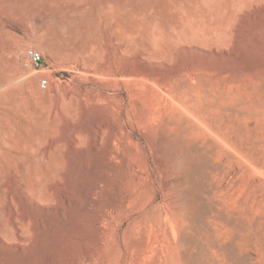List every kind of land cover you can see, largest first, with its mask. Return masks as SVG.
<instances>
[{"label":"rangeland","instance_id":"rangeland-1","mask_svg":"<svg viewBox=\"0 0 264 264\" xmlns=\"http://www.w3.org/2000/svg\"><path fill=\"white\" fill-rule=\"evenodd\" d=\"M27 47L42 53L41 68ZM125 68L145 70L138 92ZM179 116L189 130L178 140ZM98 119V146L87 137L71 149L73 125L84 132ZM51 141L58 147L40 154ZM21 158L42 163L18 174ZM60 158L90 165L100 185L90 235L63 247L48 232L34 239L37 211L54 205L29 194L46 188L43 163ZM68 213L83 234L81 214ZM144 224L148 247L137 244ZM0 264H264V0H0Z\"/></svg>","mask_w":264,"mask_h":264},{"label":"bare ground","instance_id":"bare-ground-1","mask_svg":"<svg viewBox=\"0 0 264 264\" xmlns=\"http://www.w3.org/2000/svg\"><path fill=\"white\" fill-rule=\"evenodd\" d=\"M83 45V43L80 45V46H82ZM145 56V55H144ZM101 61V60H100ZM146 61V60H145ZM102 62V61H101ZM126 62V61H125ZM92 63V62H91ZM105 63L106 62H104V65H105ZM110 63H112V62H110ZM143 63V62H142ZM99 64H101V63H99ZM106 64H108V63H106ZM141 64V63H140ZM147 64V63H146ZM94 66V65H93ZM100 66V65H99ZM98 66V67H99ZM108 66H110V65H108ZM137 66V65H136ZM85 67L86 68H89V67H91V64L89 63V64H86L85 65ZM84 67V68H85ZM106 67V66H105ZM126 67V66H125ZM138 67V66H137ZM144 67V66H143ZM142 67V68H143ZM94 68V67H93ZM102 68H103V66H102ZM110 68H111V66H110ZM124 68V67H123ZM145 68H146V66H145ZM92 69V68H91ZM87 70V69H86ZM93 70V69H92ZM111 70V69H110ZM152 70V69H151ZM88 71V70H87ZM122 71H123V74L124 75H126L129 79L130 78H133V82L135 83L136 82V92H138L137 90V85L138 84H142V85H144L145 83H146V79L147 78H145V80H143V79H139V78H141V74L142 73H144L145 72V70H143V69H141V68H125L124 70L122 69ZM103 72V71H102ZM113 73V72H112ZM150 72H148V74H149ZM107 74V73H106ZM146 74V73H145ZM138 75H141L140 77L138 76ZM151 75V74H150ZM156 75H158V74H156ZM111 76V75H110ZM154 75L152 74V77H153ZM166 76H168V75H166ZM124 77V76H123ZM122 77V78H123ZM142 77H144V75L142 76ZM157 77V76H156ZM154 78H155V76H154ZM164 78V77H163ZM168 78V77H167ZM127 80L128 82H130V80ZM158 79V78H157ZM155 80V79H154ZM126 81V82H127ZM145 81V82H144ZM165 81V80H164ZM125 82V83H126ZM168 82V81H167ZM134 83H132V84H134ZM148 83V82H147ZM162 83V82H161ZM165 83V82H164ZM128 84V83H127ZM150 84V83H149ZM155 84V83H154ZM163 84V83H162ZM129 85H130V83H129ZM152 85H153V83H152ZM156 85V84H155ZM145 86V85H144ZM157 86V85H156ZM161 86V85H160ZM170 86V85H169ZM133 87V86H132ZM140 87V86H139ZM143 87V86H142ZM142 87H140V89H142ZM125 88H126V85H125ZM134 88V87H133ZM132 88V89H133ZM150 88V87H149ZM127 89V88H126ZM129 89H130V87H129ZM135 89V88H134ZM144 89V88H143ZM171 89V88H170ZM149 90V89H148ZM156 90H157V88H156ZM130 91H131V89H130ZM133 91V90H132ZM132 91L130 92L131 94H132ZM135 91V90H134ZM143 90H141V92H142ZM145 91V90H144ZM143 91V92H144ZM147 91V90H146ZM182 91H183V89H182ZM152 93H153V91H151ZM157 92H159V91H157ZM156 92V93H157ZM148 93V92H147ZM160 93H162V92H160ZM133 94H135V93H133ZM146 94V93H145ZM137 95H138V93H137ZM136 95V96H137ZM149 95V94H148ZM156 95V94H155ZM132 96V95H131ZM143 96H144V94H143ZM162 96V95H161ZM165 96V95H164ZM138 97H140V93H139V95H138ZM148 97V96H147ZM152 97V96H151ZM154 97V96H153ZM158 97V96H157ZM170 97V96H169ZM184 97H186V96H184ZM183 97V98H184ZM99 98V97H98ZM133 98V97H132ZM131 98V99H132ZM141 98V100H143L142 99V97H140ZM165 98V97H164ZM135 99H136V97H135ZM155 99V98H154ZM157 99V98H156ZM156 99H155V101H156ZM161 99V98H160ZM166 99V98H165ZM185 99V98H184ZM100 100H102V98H100L99 99V101ZM138 100V99H137ZM147 100H148V98H147ZM158 100V99H157ZM186 100H187V98H186ZM186 100H184V101H186ZM97 101H98V99H97ZM103 101H105V98H103ZM102 101V102H103ZM117 101V100H116ZM139 101V100H138ZM145 101V100H144ZM159 101V100H158ZM166 101V100H165ZM183 101V102H184ZM188 101V100H187ZM186 101V102H187ZM118 102V101H117ZM132 103L133 101H129V103ZM137 102V101H136ZM114 103V102H113ZM134 103V102H133ZM145 103V102H144ZM157 103V102H156ZM164 103V102H163ZM162 103V104H163ZM178 103V102H177ZM151 104L153 105V102H151ZM157 104H160V103H157ZM168 104V103H167ZM184 104H186L185 102H184ZM183 104V106L181 107V109L183 110V108H184V105ZM60 105V104H59ZM118 105V104H117ZM130 105H133V104H130ZM129 105V106H130ZM147 105V104H146ZM149 105L150 104H148V107H149ZM179 105V104H178ZM187 105V104H186ZM85 106V105H84ZM101 106V105H100ZM145 106V105H144ZM157 106V105H156ZM180 106V105H179ZM118 107V106H117ZM136 107V106H135ZM139 107V106H138ZM161 107V106H160ZM188 107V106H187ZM127 108V107H126ZM151 108V107H150ZM156 109L158 108V107H155ZM118 109V108H117ZM132 109V108H131ZM137 109H139V108H137ZM142 109V108H141ZM153 109V108H152ZM159 109V108H158ZM173 109V108H172ZM185 109H187L186 107L184 108V110ZM189 109V108H188ZM116 110V109H115ZM122 110V109H121ZM136 110V109H135ZM145 110V109H144ZM161 110V109H160ZM65 111H66V109H65ZM87 111V110H86ZM95 111V110H94ZM97 111H100V110H97ZM110 111V110H109ZM130 111V110H129ZM137 111V110H136ZM141 111V110H140ZM146 111H148V108H147V110ZM155 111V110H154ZM64 113V112H63ZM99 113V112H98ZM100 113H101V111H100ZM105 113V112H104ZM115 113V112H114ZM136 113V112H135ZM138 113V112H137ZM143 113V112H142ZM154 113V112H153ZM156 113H159V112H157V110H156ZM177 113H179V112H177ZM67 114H69L70 116H71V120H69L67 117V119H65V120H63L62 119V122L63 121H65V123H64V125L66 124V123H68V124H71V122H72V117H76V113L73 111V112H71V113H68L67 112ZM93 114V113H92ZM97 114V113H96ZM113 114V113H112ZM119 113H117V115H118ZM130 114H132V113H130ZM145 114V113H144ZM143 114V115H144ZM148 114H149V112H148ZM148 114H145L146 116L148 115ZM155 114V113H154ZM160 114V113H159ZM158 114V115H159ZM186 114V113H185ZM65 115V114H64ZM81 115V114H80ZM101 115V114H100ZM100 115H97V116H100ZM114 115V114H113ZM123 115V114H122ZM138 115V114H137ZM142 115V114H141ZM141 115H139V116H141ZM156 115V114H155ZM177 115H180V114H177ZM182 115H183V113H182ZM187 115H188V113H187ZM50 116H51V118H53V120H54V123H53V125H54V127H55V129L54 130H52L51 131V133H50V136L51 137H53L56 133H57V125H58V122H60L58 119H59V117H60V115H59V113H58V111H57V109H54L53 111H51V113H50ZM108 116H111L110 114L108 115ZM115 116V115H114ZM149 116V115H148ZM147 116V117H148ZM166 116V115H165ZM173 116V115H172ZM116 117V116H115ZM121 117V116H120ZM128 117V116H127ZM145 117V116H144ZM153 117V116H152ZM170 117V116H169ZM202 117V116H201ZM70 118V117H69ZM92 118V117H91ZM94 118V117H93ZM96 118V117H95ZM99 118V117H98ZM107 118V117H106ZM114 118V117H113ZM118 118V117H117ZM122 118V117H121ZM156 118H157V116H156ZM190 118V117H189ZM101 119V118H100ZM100 119H98V120H95L94 121V123L92 124V125H90L89 123V125H87V126H91V127H87L86 129H85V131L84 132H81V131H79L80 130V128H79V125L77 126L76 124L75 125H73V129H71V130H73V132H72V134L71 133H69L68 132V142H69V146H70V148L71 149H76L78 146H81V145H86V143H87V137L88 138H91V142H90V144L88 143L87 144V146H85V147H89L88 149H92V148H95L96 146H98V143H99V138H100V136H101V134H102V122H100L101 120ZM102 119H103V116H102ZM111 119V118H110ZM130 119V118H129ZM128 119V120H129ZM137 119V118H136ZM139 119V118H138ZM143 119V118H142ZM163 119V121H164V118H162ZM167 119V118H166ZM173 119V118H172ZM174 119H176V116L174 117ZM88 120V119H87ZM94 120V119H93ZM100 120V121H99ZM123 120V119H122ZM141 120V119H140ZM191 120H193V119H191ZM111 121V120H110ZM127 121V120H126ZM131 121H132V119H131ZM133 121H134V119H133ZM142 121V120H141ZM145 121H147L146 119H145ZM144 121V122H145ZM168 121H170V119H168ZM174 121V120H173ZM177 121V124H178V130H177V134H178V136L177 135H174V136H176V139H178L179 140V137H181V136H179V133H183V132H185V130L186 131H188L189 129H187V127L185 126V124L187 123H185V121H186V119L184 120L182 117H178V119L176 120ZM194 121V120H193ZM103 122H104V120H103ZM138 122V121H137ZM144 122H143V124H144ZM152 122V121H151ZM154 122V121H153ZM160 122H161V120H160ZM166 122V121H165ZM191 122V121H190ZM196 122V121H195ZM85 123V122H84ZM90 123H92V121L90 122ZM122 123V122H121ZM124 123V122H123ZM141 123V122H140ZM194 123V122H193ZM208 123V122H207ZM119 124V123H118ZM127 124V123H126ZM149 124H151L150 122H149ZM148 124V125H149ZM153 124V123H152ZM165 123H162L161 125H164ZM169 124V123H168ZM171 124H172V122H171ZM63 125V126H64ZM106 125V124H105ZM148 125L146 126V127H148ZM160 125V124H159ZM68 126V125H67ZM121 126H122V124H121ZM120 126V127H121ZM165 126V125H164ZM174 126H176V125H174ZM66 127V126H65ZM82 127V126H81ZM86 126H84V128H85ZM144 127V126H143ZM149 127H151L150 125H149ZM153 127V126H152ZM165 127H167V126H165ZM173 127V126H172ZM177 127V126H176ZM175 127V128H176ZM52 128V127H51ZM154 128V127H153ZM170 128V127H169ZM196 128V127H195ZM194 128V129H195ZM200 128V127H199ZM205 128V127H204ZM203 128V129H204ZM53 129V128H52ZM62 129V128H61ZM67 129V128H66ZM104 129V128H103ZM107 129V128H106ZM118 129V128H117ZM124 129V128H123ZM167 129V128H166ZM84 130V129H83ZM165 130V129H164ZM205 130H207V129H205ZM60 130H58V132H59ZM165 131H167V130H165ZM178 131H179V133H178ZM208 131V130H207ZM115 132V131H114ZM119 132V131H118ZM160 132V131H159ZM206 132V131H205ZM63 133V132H62ZM67 133V132H66ZM164 133V132H163ZM168 133V132H167ZM61 134V133H60ZM70 134V135H69ZM175 134H176V132H175ZM180 134V135H181ZM67 135V134H66ZM65 135V136H66ZM113 135V134H112ZM116 135V134H115ZM182 135H184V134H182ZM189 135V134H188ZM212 135V134H211ZM61 136V135H60ZM77 137V139H78V141H74V140H72V138L73 137ZM114 136V135H113ZM162 136H163V134H162ZM161 136V137H162ZM167 136H169V134L167 135ZM114 138H116V137H114ZM118 138V137H117ZM120 138V137H119ZM48 139V138H47ZM173 138H171V140L169 139V138H166V137H163V144H165V150H166V152L168 153V154H174L176 151H175V147L176 146H173L174 144H175V142H174V140H172ZM175 139V140H176ZM217 139V138H216ZM50 140V139H49ZM113 140V139H112ZM116 140V139H115ZM214 141H215V139H213ZM46 141V140H45ZM56 141V140H55ZM55 141H51V143L50 142H48L49 144L46 146V147H44L45 149H42L41 151L39 150V148L38 149H36V150H39L40 151V154L41 153H43V152H45V150H48V152L50 151V147H51V145H55V147L53 148V149H55L56 147H58V145H59V143H58V145H57V143L55 142ZM59 141V140H58ZM57 141V142H58ZM129 141V140H128ZM213 141V142H214ZM60 142V141H59ZM131 142V141H130ZM160 142V141H159ZM119 143H120V141H119ZM179 143V142H178ZM184 143V142H183ZM111 144V143H110ZM186 144H188V143H186L185 142V145ZM191 144V143H190ZM117 145V144H116ZM130 145V144H129ZM115 146V145H114ZM118 146V145H117ZM116 146V147H117ZM161 146V145H160ZM163 146V145H162ZM32 148V147H31ZM30 148V149H31ZM194 148V147H193ZM85 149V148H84ZM87 149V148H86ZM87 149V150H88ZM111 149V148H110ZM183 149V148H182ZM116 151V150H115ZM114 152V151H113ZM120 152V151H119ZM164 152V151H163ZM37 154H38V151L36 152ZM35 153V154H36ZM37 154H36V156H37ZM46 154V153H45ZM119 154V153H118ZM44 155V154H43ZM115 155V154H114ZM113 155V156H114ZM175 156V155H174ZM33 157H35V156H33ZM38 157H40L41 158V156H38ZM43 157H45V155L43 156ZM115 157V156H114ZM113 157V158H114ZM182 157V156H181ZM117 158V157H116ZM183 158V157H182ZM19 159V158H18ZM27 159V158H26ZM39 159V158H38ZM42 159V158H41ZM44 159V158H43ZM178 160V159H177ZM183 160V159H182ZM49 161V160H48ZM51 161V160H50ZM49 161V162H50ZM57 161V160H56ZM116 161V160H115ZM118 161V160H117ZM175 161V160H174ZM44 162H45V160H44ZM120 162V161H119ZM40 163H42V161H38L37 160V158H34V163L33 162H30V163H26V161H24V159H20V162H19V166H18V168H17V170H16V172H18V174L20 173V174H24L27 170H29L30 168H32V169H36V167L37 166H39L40 167ZM52 163V162H51ZM122 163V162H121ZM44 165H45V172H46V174H47V176H48V179L46 180L47 182H46V188H43V189H45L43 192H41V188H39V186L38 185H41V184H37L36 186H30L29 187V194H31L37 201H39V202H43V203H51V204H53L54 206H53V208H51V210L47 207V208H45V209H41V210H39V211H37V214H36V216H35V218H34V220L32 221V224H31V231L33 232V234H34V239L35 240H38L39 239V237L40 236H43L44 235V233H49L50 235H51V237L53 238V242L55 243V241L57 242V244H59L60 246H65V245H67L68 244V242H70V240H71V238L72 237H76V238H84L85 237V235L86 236H89L90 235V233H89V231H90V216H89V214H88V212H92V210L91 211H89L90 209H91V205L93 204V202H94V200L96 199V195L98 194V188L100 187V185H99V183L98 182H92V180H91V178H90V176H91V173H92V167L90 166V165H86L85 163H83V162H81V161H73V160H66V158H65V160H64V158L63 159H59L58 161H57V167L56 168H51L49 165H48V163H47V160H46V162L45 163H43ZM18 165V164H17ZM51 165V164H50ZM38 167V168H39ZM16 168V167H15ZM37 168V169H38ZM167 169V168H166ZM40 170H41V168H40ZM40 170H39V172H40ZM31 171V170H30ZM32 172V171H31ZM35 172H37V173H39L38 171H34V173ZM44 172V173H45ZM33 173V172H32ZM43 173V174H44ZM134 173V172H133ZM42 173H40V175H38L39 177L41 176L42 177V175H41ZM10 175V174H9ZM37 176V177H38ZM34 177H35V175H34ZM38 177V178H39ZM143 177V176H142ZM12 179L14 180L15 178L14 177H12ZM37 179V178H36ZM144 179V178H143ZM41 180H43V178L41 179ZM35 181V180H34ZM173 181V180H172ZM30 182V181H29ZM37 182H38V180H37ZM174 182V181H173ZM178 182H180V181H178ZM178 182H175V183H177V184H180V183H178ZM31 183H32V181H31ZM36 183V182H35ZM43 183V182H42ZM174 184V183H173ZM176 184V185H177ZM16 185H17V183H16ZM102 185V184H101ZM42 186H43V184H42ZM45 186V185H44ZM174 186H175V184H174ZM183 186V185H182ZM177 188V187H176ZM173 190V189H172ZM10 193V192H9ZM11 194V193H10ZM102 196V195H101ZM180 197V196H179ZM96 201V200H95ZM14 202V201H13ZM98 202V201H97ZM181 202V201H180ZM28 204V203H27ZM31 204V203H30ZM97 204V203H96ZM112 204V203H111ZM174 204V203H173ZM100 205V204H99ZM105 205V204H104ZM8 206V205H7ZM111 206H114V205H111ZM101 207H102V205H101ZM98 208V207H97ZM103 209H104V207H103ZM108 209H110V208H108ZM170 209H171V207H170ZM10 210H11V216H12V218H14V216H15V214H14V211H13V209H11L10 208ZM172 210H173V208H172ZM68 211H70V212H72V211H76L78 214L77 215H79V214H81L80 216L83 218V224L81 225V224H79V228H80V230L83 232V234H80V235H78L77 234V232L75 231V227L77 226V224L79 223V220H78V217H76L73 213H68ZM98 211H99V208H98ZM94 212V211H93ZM105 212V211H104ZM25 213H26V211H25ZM96 213V212H95ZM98 213V212H97ZM108 213V212H107ZM33 216V215H32ZM102 216V215H101ZM107 216V215H106ZM29 217V216H28ZM81 217H80V219H81ZM98 217V216H97ZM96 217V218H97ZM104 217H105V215H104ZM49 218H51V219H49ZM93 218V217H92ZM29 220H30V217L28 218ZM118 219V218H117ZM93 220V219H92ZM96 220V219H95ZM114 220V219H113ZM98 221H99V219H98ZM97 221V222H98ZM108 221H110V220H108ZM115 222H116V219L114 220ZM144 221V220H143ZM28 223H29V221H28ZM81 223V222H80ZM107 223V222H106ZM109 223V222H108ZM107 223V224H108ZM117 223V222H116ZM151 225V224H150ZM153 225V224H152ZM151 225V226H152ZM28 226V225H27ZM105 226H106V224H105ZM104 226V227H105ZM143 226V225H142ZM151 226H150V228H151ZM102 227H103V225H102ZM104 227H103V229H104ZM107 227V226H106ZM144 227L146 228V229H144L143 231H142V229L140 230L141 231V233H142V237L141 238H138V239H140L139 240V243H137V244H139L140 246H142V247H148V246H151V243H150V240H149V238H150V236L147 234V231H148V233L149 232H153L152 230L150 231V229H147L148 227L146 226V224H144ZM144 227H142V228H144ZM152 227H154V226H152ZM113 228V227H112ZM137 228V227H136ZM27 229V228H26ZM30 229V228H29ZM108 229V228H107ZM115 229V228H114ZM138 229V228H137ZM112 230V229H111ZM131 230H133V227H132V229ZM130 230V231H131ZM155 230V229H154ZM165 230V229H164ZM78 231V230H77ZM98 231H100V230H98ZM116 231V230H115ZM134 231H137L136 229L134 230ZM157 231V230H156ZM158 231H161V230H158ZM133 232V231H132ZM138 232V231H137ZM162 232H164V231H162ZM165 232H166V230H165ZM160 233V232H159ZM180 233H181V236H180V242L181 241H184V240H186L187 239V234L186 233H184V231H181L180 230ZM104 234V233H103ZM152 235V234H151ZM29 236V235H28ZM149 236V237H148ZM162 236H163V234H162ZM165 236H167L166 235V233H165ZM103 237V236H102ZM155 237H156V235H155ZM190 238V237H189ZM19 239V238H18ZM155 240V239H154ZM26 241H28L29 243H31L33 240H31V238L30 237H28V238H26ZM151 241H153V240H151ZM197 241V240H196ZM130 242V241H129ZM6 243V242H5ZM132 244V243H131ZM136 244V245H137ZM196 244V243H195ZM155 245V244H154ZM128 247H132V245H128ZM152 247H153V243H152ZM155 247H157V245H155ZM159 248V247H158ZM151 249H154V247L153 248H150V250ZM16 250H17V252H22L23 250H24V246H22V245H20V246H16ZM129 261V259H126V261ZM131 260V259H130ZM144 263V262H143Z\"/></svg>","mask_w":264,"mask_h":264},{"label":"built area","instance_id":"built-area-1","mask_svg":"<svg viewBox=\"0 0 264 264\" xmlns=\"http://www.w3.org/2000/svg\"><path fill=\"white\" fill-rule=\"evenodd\" d=\"M24 55L34 69L41 68L43 64V55L40 51L32 47H27L24 51ZM49 81L46 77L40 76L38 80V87L41 90L48 88Z\"/></svg>","mask_w":264,"mask_h":264}]
</instances>
